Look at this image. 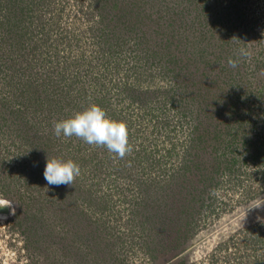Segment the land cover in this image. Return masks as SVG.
Listing matches in <instances>:
<instances>
[{
	"label": "rangeland",
	"instance_id": "rangeland-1",
	"mask_svg": "<svg viewBox=\"0 0 264 264\" xmlns=\"http://www.w3.org/2000/svg\"><path fill=\"white\" fill-rule=\"evenodd\" d=\"M24 1L0 0V264H264V0ZM91 105L124 158L54 134Z\"/></svg>",
	"mask_w": 264,
	"mask_h": 264
},
{
	"label": "clouds",
	"instance_id": "clouds-1",
	"mask_svg": "<svg viewBox=\"0 0 264 264\" xmlns=\"http://www.w3.org/2000/svg\"><path fill=\"white\" fill-rule=\"evenodd\" d=\"M239 56L246 57L248 53L241 49ZM232 68L238 66L237 60L229 59ZM54 134L57 137H77L89 145L102 146L119 158H124L132 151L128 140L127 126L124 122L111 120L106 112L97 105H91L73 117L56 122ZM48 185L71 186L74 179L80 175V167L71 160L63 161L58 158L47 157L43 172ZM10 201L0 200V207L10 206Z\"/></svg>",
	"mask_w": 264,
	"mask_h": 264
},
{
	"label": "trees",
	"instance_id": "trees-1",
	"mask_svg": "<svg viewBox=\"0 0 264 264\" xmlns=\"http://www.w3.org/2000/svg\"><path fill=\"white\" fill-rule=\"evenodd\" d=\"M18 1L19 2H23V0H18ZM25 1H29V4H31L33 1H36V0H25ZM202 54H204V51H203ZM205 55L206 54H204V56ZM196 93H198V92H195V95L198 96V94H196ZM175 109L177 111H181L183 113H189V114H196L197 115L196 116V119H195V122L192 124V127L196 128L195 129L196 131L200 127V125L202 123H204L205 121L208 123L209 120H212L213 119V118H210L211 115L209 117L206 115L207 110H206L205 106H203V108H202L201 105H199V106H195V107L191 108V107H189V105H185V108H182V106H177V107H175ZM203 113L205 115H203ZM203 118H205V119H203ZM196 131H194V132H196ZM197 133H199V131ZM196 135L198 136V134H196ZM202 139H203V137L201 135H199L197 138H196V136H194L192 139L190 138L189 141L192 142V143L195 142V141H198V143H202L203 142ZM189 145H191V144H189ZM192 215H193V211L191 209H189V219H190L189 225L192 224V220H191Z\"/></svg>",
	"mask_w": 264,
	"mask_h": 264
},
{
	"label": "water",
	"instance_id": "water-1",
	"mask_svg": "<svg viewBox=\"0 0 264 264\" xmlns=\"http://www.w3.org/2000/svg\"><path fill=\"white\" fill-rule=\"evenodd\" d=\"M10 212V209L8 206H5V207H0V214H6L8 215Z\"/></svg>",
	"mask_w": 264,
	"mask_h": 264
},
{
	"label": "bare ground",
	"instance_id": "bare-ground-1",
	"mask_svg": "<svg viewBox=\"0 0 264 264\" xmlns=\"http://www.w3.org/2000/svg\"><path fill=\"white\" fill-rule=\"evenodd\" d=\"M2 217H4V218H5V216H2Z\"/></svg>",
	"mask_w": 264,
	"mask_h": 264
}]
</instances>
